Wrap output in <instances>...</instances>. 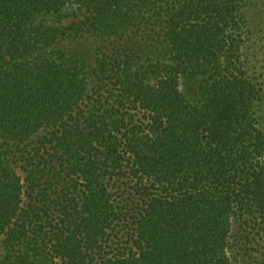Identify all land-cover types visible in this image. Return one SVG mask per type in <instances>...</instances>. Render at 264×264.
Here are the masks:
<instances>
[{"label": "trees", "instance_id": "obj_1", "mask_svg": "<svg viewBox=\"0 0 264 264\" xmlns=\"http://www.w3.org/2000/svg\"><path fill=\"white\" fill-rule=\"evenodd\" d=\"M252 1L0 0V264H264Z\"/></svg>", "mask_w": 264, "mask_h": 264}, {"label": "rangeland", "instance_id": "obj_2", "mask_svg": "<svg viewBox=\"0 0 264 264\" xmlns=\"http://www.w3.org/2000/svg\"><path fill=\"white\" fill-rule=\"evenodd\" d=\"M251 5L247 13V27H245V31L243 32L244 43H249L251 50L259 52L256 54V58L253 59V64L257 73L264 75V1L253 0ZM80 43L86 47L87 51L92 50V52L96 46L94 40H87L86 42ZM236 246L235 254H240L245 245L237 243ZM251 251L256 252L255 249H251Z\"/></svg>", "mask_w": 264, "mask_h": 264}]
</instances>
